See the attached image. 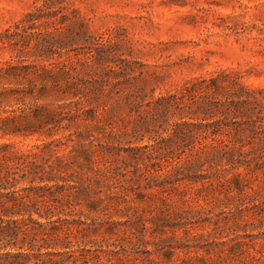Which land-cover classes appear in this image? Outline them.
<instances>
[{
	"label": "rangeland",
	"instance_id": "rangeland-1",
	"mask_svg": "<svg viewBox=\"0 0 264 264\" xmlns=\"http://www.w3.org/2000/svg\"><path fill=\"white\" fill-rule=\"evenodd\" d=\"M40 10L41 62L53 74L0 72V102L4 117L38 107L41 121L18 120L28 137L0 144L41 146L46 158L58 150L65 193L92 184L101 194L95 209L74 201L70 219L87 224L74 233L99 227L90 239L108 254L133 250L136 264H264V0H0V34ZM34 61L0 51V69ZM30 82L35 95L12 93ZM85 147L100 151L94 159L109 175L87 165ZM180 159L189 163L178 180L205 176L213 186L149 189L177 180L165 166ZM132 233L134 247L124 242Z\"/></svg>",
	"mask_w": 264,
	"mask_h": 264
},
{
	"label": "trees",
	"instance_id": "trees-1",
	"mask_svg": "<svg viewBox=\"0 0 264 264\" xmlns=\"http://www.w3.org/2000/svg\"><path fill=\"white\" fill-rule=\"evenodd\" d=\"M42 13L43 10L28 13L22 23L16 25L15 30L8 29L0 34V51L16 48L21 51V54L32 55L36 61L32 65L22 66L8 62L7 68L0 69V72L4 71L5 78L25 79L34 71L40 76V69L53 74L54 70L45 69L41 62L43 61L41 58L45 55L43 54L44 47H46L41 40L44 32L38 25L44 19ZM33 40L37 42H33ZM52 68H56V66ZM11 91L17 94L27 92L33 96L35 95V85L30 82V87L25 91H20V89ZM18 102L25 103V100L20 97ZM1 105L2 102H0V136L3 139L9 136L28 137L23 130H19V127L15 126L22 118L41 121L40 108L38 107L25 115L22 113L20 116L4 117L3 115L11 112ZM28 122L30 123V121ZM44 124L53 125L54 116L48 115ZM9 125H14L15 128L11 129ZM51 145L52 143L44 146ZM202 145L208 147L214 146L216 143L205 140ZM59 147L57 146V149ZM40 148L42 147L36 146L26 152L19 150L15 144H0V264H115V261L118 264H136L133 250L130 251L124 246L125 250L122 253V246L121 250H111V254H108L102 241L90 239L91 233H98L102 231L101 228L88 226L86 230H80V236L74 233L75 226L79 229V227L87 225L82 221L74 222L70 219L71 209L75 206V202H88L90 208L95 209L104 201L101 194L94 190L91 191L92 184L83 186L77 195L65 193L68 181L63 176V170H67L64 157L58 156V150L52 148L50 152L53 151L54 154L51 152V156H55L56 160H52V157L46 158L37 153L36 150H40ZM83 150L87 165L93 169L96 164L100 163L94 159V156L100 151L93 148L89 150L88 147ZM101 151L104 150L101 149ZM185 162L183 159L176 160L175 163L168 162L167 167L165 166L167 168L166 178L174 176L177 177L175 178L177 180L170 183L165 182L162 186H150L149 189L160 187L161 190L158 191L162 192L166 185H172L171 189L175 190H171V192H175L178 190L177 187H174L176 181L191 183L201 181L207 183L206 186H213L212 182H208L210 178L205 176L196 179L192 176H185L178 180L183 175L180 174V171L184 169ZM100 164H103L104 167L97 168L96 171H102L109 175L108 171L111 169V165L105 161ZM21 182L28 183L29 187L19 190L18 185ZM94 183L100 185L101 181L96 179ZM70 189L73 187L67 190ZM107 231L115 233L111 225L108 226ZM165 234V231L161 232L162 236ZM124 240L125 243H129L133 247L136 244L133 233L131 236L124 237ZM114 245L117 244H109L108 248L110 249ZM165 256L166 259H170V253ZM159 259L153 260L152 264L166 263Z\"/></svg>",
	"mask_w": 264,
	"mask_h": 264
}]
</instances>
